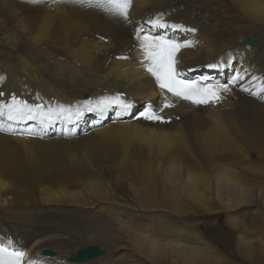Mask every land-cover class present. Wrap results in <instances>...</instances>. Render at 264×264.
I'll use <instances>...</instances> for the list:
<instances>
[{"label": "bare ground", "instance_id": "1", "mask_svg": "<svg viewBox=\"0 0 264 264\" xmlns=\"http://www.w3.org/2000/svg\"><path fill=\"white\" fill-rule=\"evenodd\" d=\"M6 1L0 0L1 12L9 11ZM75 1L34 3L33 0H15L27 5H51L54 13H57L56 6L60 5L73 10L65 15L53 13L58 21L50 26L36 25L31 29L14 22L9 25L12 32H6L8 34L2 25L5 21L0 23V79H3L0 91H5L6 96L14 91L29 98L54 97L69 103L82 100L84 94L90 98L97 96L99 103L94 110L100 117L96 121L98 131L67 140L75 132V128L68 124V128L64 125V130L58 127V132L49 130L51 134L59 133L65 140L48 141L0 134V189L9 187L8 191L18 192L15 185H8L5 177L10 180L17 177L20 185L29 179L26 168L21 170L12 164L9 158L11 147L22 149V154L29 155L34 164L39 161L33 157L38 151L34 148L41 145L52 148L49 149L51 157V153H57L56 148L61 151L80 149L81 144L85 147L92 142L91 150L86 152L89 157L92 152L99 151L111 159L114 154L109 150L113 148L116 162L113 166L87 167L81 162V156H73L72 160L70 156L73 163L70 169V165L62 163V168L69 170L67 188L64 185L51 193L44 190L45 198H0V229L21 233L32 251L49 249L61 259L75 255L79 249L96 245L100 238L91 233L100 227L117 231L116 240L108 242L106 237L103 240L107 255L87 264H233L230 259H220L222 257L213 253L210 244L200 241L194 232L189 231L210 224L207 222L214 215L225 214L223 228L228 236L225 235L227 240L219 243L222 242L230 254L242 261L264 264V0H225L235 13L218 19L210 14L216 7L213 0H132L127 20L103 14L101 10L79 8ZM156 13L159 17L145 20ZM163 18L196 29L197 46L180 53L182 67H216L214 75L221 83L225 76L241 77L244 82L239 85L247 88L251 99L241 95H237V99L236 96L228 97L222 107L213 109L180 103L173 110H167L169 117L173 118L169 125L141 121L114 125L115 120L105 116L108 110L112 108L114 114H126L125 105L131 103H116L107 94L119 92L123 98L133 100L134 106L159 96L144 73L135 69L130 61L116 60L115 57L129 54L128 49L136 44L131 35L138 21L157 33L156 25H161ZM127 21L125 42L119 44L114 40L116 46H113L109 35L110 29L114 28L110 25L116 24V35L119 36L118 33L125 34ZM96 36L107 38V43ZM190 36L184 35L182 40ZM216 60L219 65L224 61L226 73L219 70ZM60 115V109L49 114ZM8 122L3 119L0 129L7 131ZM19 125L24 131L46 132L37 116L31 121L20 119ZM133 138L137 139L134 144L131 143ZM243 138L254 144L258 162L248 160L251 150L242 148ZM107 150L109 152H103ZM183 155L190 156L191 163L186 166L180 163ZM227 155L230 162L226 160ZM92 158L84 161L92 163L95 159ZM77 160L80 163L75 162ZM84 169H89L94 176L104 169L121 174L124 179L129 173L133 174L131 183L125 181L129 183L126 187L134 194L132 204L113 198L112 192L105 191L100 182L85 180L76 174ZM127 169H131L129 173ZM35 172L47 179L58 175L55 172L51 176L45 167ZM78 193H85L86 198L82 195L78 198ZM64 204L97 207L100 211H103V205L110 210L102 219L90 211V220H87L47 207ZM129 209L135 212L130 213ZM107 215L110 222L106 223L104 218ZM199 216L202 221H193ZM113 242L112 250L110 245Z\"/></svg>", "mask_w": 264, "mask_h": 264}, {"label": "rangeland", "instance_id": "2", "mask_svg": "<svg viewBox=\"0 0 264 264\" xmlns=\"http://www.w3.org/2000/svg\"><path fill=\"white\" fill-rule=\"evenodd\" d=\"M213 2L215 3V6L216 7H215V10H213L212 12H210V14L213 15V17H215V19L216 18L218 19L221 16H225V14H227L229 16V15L235 13L234 9L232 8V5L229 2H227L225 0H213ZM219 2H221V3H219ZM75 4L77 5V7L79 6V8H82V9L84 8L79 3H75ZM75 4H73V5L75 6ZM5 5H6L7 10H9V11H3V12L0 11V20H1L0 23L5 21V23H2V25L4 24L3 25V28H4V32L5 33L6 32H8V33L12 32L9 29L10 28L9 25L13 24L14 22L17 23V21H18V23H20V25H23V26L25 25L26 27H30L31 29L33 27H35L36 25L50 26L53 22L55 23L56 21H58V18L56 17L57 16V13H61L62 15H65L67 13V11L69 12V10H73L71 8H68L67 5H66V7H65V5H60V6H56L57 9L55 8L56 9L55 12H57V13H54L53 12L54 11V8L51 5H46L44 7L43 6H39V5H27L25 3L15 2V0L14 1L13 0H7L6 3H5ZM26 6H27V8H26ZM45 7H46V10H45ZM52 8H53V10H52ZM38 9L40 11H38ZM85 9H89V8H85ZM90 10H94V9H90ZM48 12H50V13H48ZM101 12H103V14L105 13L104 10H101ZM1 13H2V15H1ZM11 13H12L13 16L11 15ZM221 14H223V15H221ZM8 15L11 16V18ZM216 15H217V17H216ZM207 18L208 17H206L205 19H207ZM46 19H48V20H46ZM53 19H54V21H53ZM11 20H13V21H11ZM117 22L118 21H117V18H116V23ZM23 23H25V24H23ZM128 25H129V22L127 21L125 23L126 29L124 28L125 29V34L121 35V34L118 33L119 36L116 35V24H114L112 26L110 25V27H113L114 28L113 30L110 29V35H109V41L112 42L113 46H116V43L123 44L125 42L126 32L128 31V28H127ZM5 28H7V29H5ZM8 33H6V34H8ZM85 38H87V37H85ZM96 39H97V37H96ZM114 40L115 41L118 40V41H116V43H115ZM244 46L245 47H248L246 45H244ZM55 52L56 51H53V53H55ZM216 79H218V78L216 77ZM131 141H132L131 143L134 144V142H136L137 139L136 138H133ZM91 143L92 142H89V144L86 145L85 147L81 144L80 149H74V148H72V149L67 150V151L66 150L65 151H61L62 149L56 148L55 150H56L57 153L56 154L55 153L54 154L51 153L52 154L51 157L49 155L50 154L49 151L52 148L51 147H47L45 145H41L39 147L34 148V149H37L38 150L37 152H36V150H32V152H36V153H34L36 155L33 154V157L36 156L35 158L36 159L38 158L37 160H39V161H35L34 164H33L34 160L32 161L31 158L29 159V155L24 154V153H23L24 155L22 154V152H23L22 149H19V150L16 149L15 150L13 147H11L10 148V152H9V154H10L9 155V158L11 159L12 164H14L16 168H19L21 170H23V169L26 168L27 169V171H26V177L29 178V179H27V182L25 184L20 185V184H17V182H18L17 181V177L12 178L11 180L9 178L5 177L6 179H4V180L8 183V185L9 186L12 185L13 187L16 186L17 189H18V192H15L14 190L10 189V191L13 192V193L9 194L8 193V192H10V191H8L9 190V187L8 188H5L3 190L0 189V198H45L44 190H46L45 192H49L50 191L49 193H51V192H55L56 189H61L64 185H66V187H64V188H67V184L69 183V181H68L69 179H67L68 178V173L67 172L69 170L66 171V169L65 168H62V167H63V164L66 163V164L70 165L69 166V169H70L71 165L73 164L72 161H70V160H72L76 156L77 157H80L81 156V158H80L81 162H83L87 167H91V166H94V165H96L98 167H105V165L113 166L114 163L116 162V159L114 158V156H115L114 149L111 148L109 150V151H112V153L114 154V156H112L111 159H110V157L106 156V154H102V152H99V151L98 152H95V153L92 152L91 155H90V157H89L88 156V153H86V152H87V149H90L91 150V146H92ZM241 143H242V148L243 149L248 148V149L251 150L250 155L248 156V160L249 161H252L253 160L254 162L255 161L258 162L259 161L258 158H256V156L254 155V144L251 143L248 139H245V138H243L241 140ZM14 151H16V152H14ZM109 151L107 150V151H103V152H109ZM16 154L19 155V156H17ZM65 154L68 155V156H66ZM25 155H26V158L28 156L29 161H27L28 159H26L25 157H23ZM192 155H194V154H192ZM53 156L54 157L55 156L56 157L58 156V157L57 158L56 157L53 158ZM59 156H61V157L59 158ZM70 156H71V158H70ZM91 157H93L92 159L95 158L93 160L94 162L88 163V162L84 161L85 158L90 159ZM106 157H107V159H106ZM69 158H70V160H69ZM180 160H181L180 163L183 166H186L187 164L191 163L190 156L188 158L187 155L186 156L185 155L181 156V159ZM185 160H187V161H185ZM226 160H228L229 162L231 161L229 159V156L228 155L226 156ZM75 162L80 163L78 160L75 161ZM229 162H227V163H229ZM223 163L227 164L224 161H223ZM235 163H237V162H235ZM55 165L57 167H59L61 165V167L57 168ZM29 167H31V168L34 167L33 169H35L37 167L38 169L36 168L35 170H39V171H40V169L42 167H45L50 172V175L51 176L55 172H58V175H56V177H54L53 179L52 178L51 179H47L45 177L43 178L42 177V174H39L38 172H35V170H33V169L32 170L29 169ZM55 168H57V169L54 170ZM130 170L131 169H127L128 173H129ZM110 171H111V169H110ZM66 173H67V176L65 175ZM76 174H80L83 179L86 178L85 180L90 179V180H96V181L100 182V184L103 186L102 188L103 189L106 188V190L104 189L105 191H109L110 190L112 192V197L113 198H121L123 200H126L127 203H130L131 202L130 204H132V202H133V199L132 198L134 197V194L126 186L129 183L132 182V180H133V174H130L129 173V177L126 178V179H124L121 174L111 173V172L106 171L105 169H104V171L100 172L97 176H94L93 173H90L89 169L78 170V172ZM16 175H18V173H16ZM96 177H97V179H96ZM125 181H127L129 183L126 184ZM107 186H108V188H107ZM69 190H70V188H69ZM79 193L77 195L78 198H80L81 195L83 196V198H86L84 196L85 193H81V194H79ZM48 197H49V195H48ZM94 197L95 198H99L98 196H94ZM51 198H53V197H51ZM64 205L70 206V207L82 208V209L85 208V207H83L81 205H70V204H64ZM101 206H102V210L103 211H100L97 207L92 208L90 210L97 211L96 216L102 219L103 216H104V214L107 211H109L110 209L108 208L109 209L108 210L107 207H105L103 205H101ZM88 215H90V214H88ZM223 215L225 216V214H220V215H217V216L214 215V216H212V218H214V221L211 218L210 221L207 222V223H210V224H207L206 223L207 225L204 224V225H202L200 227H197L196 226L195 229L192 228L191 230L189 229V231L194 232L195 233V237L197 239H199L200 241L206 243L207 245L210 244L208 246H210V248L213 249V253L215 255H218V257L220 255V257H222L220 259H223V257L226 258V259H228V260L230 259L233 262V264H250L247 261H242L241 258L230 254L229 251L226 248L223 247L222 242L219 243L221 240L222 241L225 240V239L227 240L226 236H228L227 233H226V229L223 228L224 225H225L224 224V216ZM200 217L201 216H199L197 218L195 217L196 219L193 218L194 219L193 221H198V222L199 221H202V218H200ZM104 219H109V217H105ZM185 220L188 221L187 219H184V221ZM184 223H186V222H184ZM113 232L114 231L111 232V231H108L106 229H102L101 233L99 232L98 234H94V235H99V237H100V239L102 241L105 240V237H106V239L108 240V242H112V241L116 240V237H118V232L117 231L114 232V233ZM222 232L224 233V235H223ZM113 245H115V242H113L110 246L112 247Z\"/></svg>", "mask_w": 264, "mask_h": 264}, {"label": "snow or ice", "instance_id": "3", "mask_svg": "<svg viewBox=\"0 0 264 264\" xmlns=\"http://www.w3.org/2000/svg\"><path fill=\"white\" fill-rule=\"evenodd\" d=\"M34 3L38 0H33ZM80 4H88L104 10L107 14L128 19V10L131 7L132 0H77ZM139 37V33H138ZM103 39V37H101ZM180 45L172 41H165L161 38L145 36L141 42V49L144 53L146 70L151 73L157 80L159 87L166 89L174 96H178L185 100H190L196 104H206L209 100L218 99L217 90L212 87H198L194 82L177 79L175 73V60L173 59ZM225 90H227L225 88ZM256 94V93H253ZM4 94L0 92V96ZM169 105H165L167 107ZM2 107V106H0ZM8 119L34 118L30 115L33 112L32 106L24 101H19L15 96L12 97V103L8 106ZM39 108V106H36ZM88 111L94 110L91 107ZM0 115H3L0 112ZM145 119L158 120L161 119L155 114L141 113ZM26 253L23 250L12 246L9 241L7 245L0 243V264H23ZM31 264V262H29Z\"/></svg>", "mask_w": 264, "mask_h": 264}]
</instances>
